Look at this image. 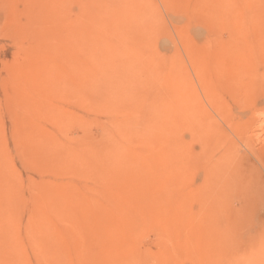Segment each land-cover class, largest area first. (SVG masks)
Returning a JSON list of instances; mask_svg holds the SVG:
<instances>
[{
  "label": "rangeland",
  "instance_id": "rangeland-1",
  "mask_svg": "<svg viewBox=\"0 0 264 264\" xmlns=\"http://www.w3.org/2000/svg\"><path fill=\"white\" fill-rule=\"evenodd\" d=\"M0 264H264V0H0Z\"/></svg>",
  "mask_w": 264,
  "mask_h": 264
}]
</instances>
